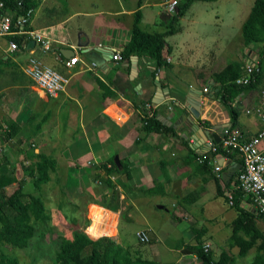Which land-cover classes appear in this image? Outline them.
<instances>
[{
  "label": "crops",
  "instance_id": "obj_1",
  "mask_svg": "<svg viewBox=\"0 0 264 264\" xmlns=\"http://www.w3.org/2000/svg\"><path fill=\"white\" fill-rule=\"evenodd\" d=\"M126 1L130 4L128 7L125 6ZM253 1H248V8H251ZM162 4L163 0H40L24 29L44 34L48 42L47 50H42L38 43L26 35L28 43L20 44L18 51L12 52L8 49V38H0V124L10 127L6 132L0 130V173L12 172L17 179L23 177L27 167L34 161L29 158V149L34 154H53L55 174L49 183L42 186L40 193L43 200L46 193L52 202L48 209L44 204L49 219L58 220L60 216L64 220L58 210L59 202L70 200L73 193H80L85 200L81 207L86 218L90 217L93 222L92 207L102 211L98 222L92 223L97 229L117 222L116 232L110 234L113 229H108L106 233L112 237L118 233L123 213L129 211L130 215L138 214L139 218L145 219L143 210L158 215L161 210L167 211L166 207L169 206L173 209L172 214L179 218V230L187 243L181 239L182 244L162 245L155 235L154 227L145 224V228L150 229V238L153 240L151 246L159 242L157 248L151 250L152 260L157 264H165L158 261L161 251L175 253L182 259L185 255L179 246L193 245L199 233L206 237L211 250L212 230L205 226H217L219 233L228 240L231 228L228 235L224 229L230 227L232 222L223 220V215L231 209L224 198L216 194L213 177L197 169V164L190 161L189 150L184 145L187 142V147L198 154L207 152L212 139L203 143L194 139L193 126L207 130L212 135L216 133L214 126L230 125L227 112L210 89L212 80L202 81L204 72L219 71L213 65L225 51H222L225 47L220 39L204 36L196 28H181L165 39L168 54L164 58L168 68L157 69L155 61L144 56H133L121 61L111 59L115 52H121L129 37L133 14L137 10L141 13L148 7L158 8L160 15L159 11L155 14L160 18ZM87 5L92 6L90 12L86 11ZM150 14L153 15L152 10ZM102 15L109 18L103 19ZM121 15L127 18L122 24L114 20V17ZM194 16L190 14L192 25L196 23ZM147 20L148 15L141 13L139 26L147 24ZM147 30L148 33L162 32V28ZM83 35L89 40V46L99 47L106 53L103 57L105 63L101 67L95 66L76 47ZM32 41L34 43L30 44ZM63 49L74 50L73 56L78 57V62L71 68L60 66L61 60L73 57L66 51H63L66 55L63 56L59 51ZM244 49L240 61L248 62V57L257 59L254 49ZM31 56L69 79L64 92L49 99H42L36 94L32 81L23 72ZM145 71L149 75L143 74ZM98 82L104 84L110 95L102 97ZM259 86L264 87V80ZM204 88H207V92H203ZM254 95L241 93L235 102L238 108L235 126L244 138L255 135L260 127L254 115L245 114L254 103ZM187 96L199 100L197 118L184 107ZM142 102L156 106V118L173 134L153 132L145 135L141 131L140 117L144 113ZM184 112H187L186 117ZM190 121L193 126L188 123ZM199 121L208 122L209 127L201 126ZM7 132L10 134L8 139ZM111 159H116L118 170H123L119 175H113L112 181L117 184L118 179L124 180L128 173L132 182L130 191L125 193L117 185V212L108 211L94 203L100 202L108 191L99 181H93L94 176L104 174L102 168H95L107 164ZM216 162L221 165L220 174L223 178L225 176L226 181L241 169L237 157L234 160L217 159ZM229 170L233 172L227 178ZM217 185L224 191V184L219 181ZM28 186L29 181L24 187L25 192L33 193L32 186ZM208 190L210 196L207 195ZM53 208L58 212L56 215ZM77 212L81 214L78 207ZM257 225L264 228L261 221ZM94 236L96 239L100 234ZM230 250L228 253L231 256L237 253L233 254Z\"/></svg>",
  "mask_w": 264,
  "mask_h": 264
},
{
  "label": "trees",
  "instance_id": "obj_2",
  "mask_svg": "<svg viewBox=\"0 0 264 264\" xmlns=\"http://www.w3.org/2000/svg\"><path fill=\"white\" fill-rule=\"evenodd\" d=\"M1 1L12 10L13 24L16 17L21 15L24 10L29 8L34 10L40 3V0ZM19 1L23 5V10L17 7ZM215 1L217 0H180L173 15L161 14L159 25L162 32L158 33H148L141 30L139 26L141 13L137 10L133 14L134 19L129 37L120 52L122 59L128 60L133 56H144L154 60L157 69L168 68L169 66L164 58L168 54L165 39L180 31L179 21L194 2ZM240 33L244 48L254 49L257 59L251 62V58L248 57V62H229L219 71L204 72V78L202 79L204 83L208 79L212 80L213 85L210 89L222 108L227 112L231 127H236L238 108L235 102L238 95L241 93H254L256 100L264 91V87L259 86L264 80V0L253 1L247 17L241 24ZM11 39L18 45L28 43V39L24 35L13 36ZM247 66L252 67L248 78L249 82L247 84H237L236 81L245 75ZM98 86L103 98L110 95L111 92L107 90L103 83L98 82ZM205 89L207 90V88ZM146 104H150V102H142L143 109ZM199 123L203 127H209L208 122L199 121ZM140 124L141 131L145 135L153 132L173 134L170 128L163 126L158 121L156 113L152 118L146 120L140 117ZM9 129L10 127H7V131ZM9 137L10 134L7 132L6 139ZM186 143L184 145L189 150L190 161L197 164V169L213 177L216 183V194L223 197L227 204L229 201L231 202L228 205L234 211L235 216L230 224L231 234L227 240V247L228 249L236 248L237 253L231 256L228 250L222 249L218 258L214 259L210 246L205 250L204 240L202 239L203 234L201 233L195 236L193 245L179 246V248L182 247V253L193 255L200 264H238V259H242L253 250V258L248 264H264V228L261 229L257 225L258 221H261L264 225V214L248 208L246 206L247 200L240 190L231 188L238 171L226 181L221 174L219 178L216 177L213 172V165H210L211 159L217 155L234 160L237 157L235 152H227L221 149L220 143H214L216 146L215 153L207 150V152L198 154L187 147ZM28 154L29 158L34 159V161L27 167L23 177L17 179L12 172L9 174L0 173V264H20L11 252L27 248L39 229L43 228L49 221V215L46 213L40 193L42 186L52 180V175L55 174L56 162L53 154H34L32 149H29ZM203 155L206 156V159L201 163L197 162V159ZM107 164L109 167H107ZM107 164H101L95 168L96 170L102 168L104 174L94 176L93 181H99L108 191L102 196L100 202L94 203L108 211L117 212L119 210L117 185L120 186L123 193L129 192L132 186L131 177L126 173L125 179H118L116 184L112 181L114 179L112 176L119 175L123 170H118L117 163L113 159L108 161ZM28 181L32 186L33 193H27L24 190ZM219 181L225 185L224 191H221L217 185ZM10 186H12L11 191L7 193L6 188ZM225 191L230 195V199L227 194H224ZM151 193L150 191L149 194ZM77 204L78 201L67 203L65 200H61L58 204V210L64 220H67L68 224L71 225L72 233L71 238L58 235L52 264H157L151 259L143 258L139 251L132 250L131 246H125L117 242L112 236L89 238L84 233L89 220L84 219L81 221L80 214L76 210ZM149 244H153L151 238ZM6 248L10 251H6Z\"/></svg>",
  "mask_w": 264,
  "mask_h": 264
},
{
  "label": "rangeland",
  "instance_id": "obj_3",
  "mask_svg": "<svg viewBox=\"0 0 264 264\" xmlns=\"http://www.w3.org/2000/svg\"><path fill=\"white\" fill-rule=\"evenodd\" d=\"M248 1L249 0H217L215 2H208L207 4H204L202 2H194L190 6L185 16L180 19L179 25L181 28H196V30L204 36H207L209 38L218 37L220 39L221 44H223L225 47L222 51H225L223 55L221 54L217 58L216 63L213 65L214 69L220 70L224 68V66L229 62H237L241 60L240 55L245 49L243 47L240 29L242 19H244V17H247L246 15L247 13H249L248 10L250 8H248L247 6L249 3ZM129 5V2L126 1L125 6L128 7ZM91 7L90 5H87L86 11L90 12ZM151 10L153 11V15L150 14ZM157 12L160 15V10L158 8L148 7L147 9L141 10V13H143L145 16L148 15V20L147 24H142L140 28H146L144 29V31L146 32H149V30L147 29L153 30V28H159L161 30V27L159 25L160 18H158V15L156 16L155 14ZM192 13L195 15L194 17L196 20V23L194 25H192L190 21V14ZM133 17L134 15L131 17V24H133ZM101 18L107 19L109 17L102 15ZM114 20H116L117 23L122 24L127 20V18L121 15L118 17H114ZM210 32L211 34H208ZM211 45L212 44H210L209 46ZM29 187L30 186H28V188ZM10 191L11 189H9L7 193H10ZM207 195H211L209 190ZM44 200L43 202L45 204V207L46 209H48L52 205V202L48 200V196L46 193H44ZM75 201H78V210L81 213L79 218H81V221L84 219H88L90 224V217L86 218V215L83 214L84 209L81 207V203L83 204V202L85 201L82 198V194L73 193L70 195V200L66 199L67 203H75ZM142 207H145V204H142ZM166 209L167 211H159L158 215L150 212L147 213V210H143L145 219L139 218L138 214L130 215L129 211L127 213H123V215L121 216L120 224L118 226V233L116 237H114V239L125 246H131L132 250H138L143 258L151 260L153 259L151 250L157 248L159 242L157 241L155 243V246H151L149 243L141 244L138 243L135 237V233L137 231L146 229L145 224H149L151 227H154L155 235L162 245H172L175 243L181 244L182 242H180V240L183 239V237L181 236V231L179 230V218L176 217L175 214H172V208L167 206ZM53 213L56 215L58 212L53 208ZM234 216V211L228 210L223 215V217L225 218L223 220L231 222ZM183 223L185 224V221H182V224ZM198 226L199 225H197V227ZM202 226L204 227V225ZM92 227L93 230L91 233L93 235L102 232V229H97L96 225H92ZM205 228L212 230V234L210 237L212 241L211 252L213 258L217 259L222 249L229 250L227 247V237L219 233V231L217 230V226L211 227L207 224ZM229 230L230 227H226L224 229V233L228 235ZM115 232L116 231L113 229L110 234H114ZM183 232L187 231L183 230ZM71 233L72 227L70 224H68L67 220L65 222L60 216L58 220H55L54 218L49 219V221L43 226V228H40L36 235L31 239L30 244L27 248L23 250H14L11 253L18 259L20 264H52L54 252L56 249L55 243L58 235L71 238ZM205 238L206 237H202V239H204L203 244H206L207 242ZM189 240H191V236L189 237ZM183 241L187 243V241H185V238L183 239ZM193 243H195L194 240ZM5 250L10 251V249L8 248H6ZM230 251L235 254L237 250L232 249ZM160 255L161 256L160 258H158V261L165 264H200L197 261L196 257L192 255H185L182 259H179L180 256L175 253H166L161 251ZM253 255L254 253L252 250L242 259L237 260L238 264L239 262L241 264H248L252 260Z\"/></svg>",
  "mask_w": 264,
  "mask_h": 264
},
{
  "label": "built area",
  "instance_id": "obj_4",
  "mask_svg": "<svg viewBox=\"0 0 264 264\" xmlns=\"http://www.w3.org/2000/svg\"><path fill=\"white\" fill-rule=\"evenodd\" d=\"M178 4V0H163V10L171 16L175 12V8ZM18 9L23 10V5L19 1L17 2ZM33 13V9H26L21 15L16 17L13 24L12 10L4 5L0 0V38H8V49L12 52H17L19 45L14 42L11 37L16 35L30 36L36 43L39 44L42 50L48 49V42L45 40L44 34L26 31L24 28L29 23L30 17ZM111 59L113 61H121L122 57L120 52H115ZM78 62V57L73 56L66 60L60 61V66L63 68H71ZM252 67L247 66L245 75L236 81L237 84H247ZM24 74L32 81V86L36 94L42 99H49L57 97L60 93L64 92L69 79L60 75L54 69L43 65L37 58L31 56L27 60L23 68ZM203 92H207L204 88ZM156 106L146 104L142 118L144 120L152 118L155 114L154 109ZM170 108V107H169ZM247 115H254L259 121V129L257 133L250 138H244L237 127H231L230 125L224 130L223 137L221 139V149L230 152H235L237 158L240 160L241 169L238 171L234 181L232 182V188L240 190L247 200L246 205L260 214H264V91L254 101L252 106L245 111ZM0 130L2 132L7 131L5 125L0 124ZM208 151L215 153V144L208 143ZM206 159V156H202L197 159V162L201 163ZM217 158L211 159L210 164L213 165V172L216 177H220L221 165L217 164ZM228 195V194H227ZM230 199V195H228ZM228 204H231L229 201ZM92 220L91 223L84 229V233L91 239L95 236L92 232ZM117 226V222L106 225L102 228L100 236H110L105 234L106 229H114ZM99 236V237H100ZM135 237L138 243L147 244L150 241V229L139 230L135 233ZM209 244H204L205 250L208 249Z\"/></svg>",
  "mask_w": 264,
  "mask_h": 264
},
{
  "label": "water",
  "instance_id": "obj_5",
  "mask_svg": "<svg viewBox=\"0 0 264 264\" xmlns=\"http://www.w3.org/2000/svg\"><path fill=\"white\" fill-rule=\"evenodd\" d=\"M34 42L32 41L30 44H33ZM76 47L79 49V52L81 54L85 55V58H87L89 61H91L95 66L97 67H101L104 63H105V59L103 58L105 56V52L101 50V48L99 47H95V46H89V40L83 35L82 39H79L76 43ZM60 52H62L63 56H66L63 51L69 52L71 56H73L75 54L74 50L71 49H63V50H59ZM251 58V62L254 61L255 58L250 57ZM132 60V59H131ZM134 63V62H132ZM146 76L149 75V73H147L146 71L143 73ZM158 89L161 91V88L159 86L158 83H156ZM217 91V90H216ZM215 91V92H216ZM154 103H161V101H154ZM184 107L187 109V111H189L193 117L197 118L199 116V100L194 99L193 97L187 96L186 98V103L184 105ZM185 117L187 116V112H184L183 114ZM189 117V116H188ZM190 124V126H193V122L190 121L188 122ZM228 127V124L223 125L222 127L220 126H214V130L216 131V133L214 134H210L209 131H203L200 128H198L196 125L193 126L192 130L194 132V139H196L197 141H201L202 143L207 140V139H212L211 143H215L218 144L221 140V138L223 137V132L224 130ZM193 139V140H194ZM217 159H219L220 161H223V158L220 155L216 156ZM116 161V159H115ZM117 162V161H116ZM233 171L229 170L228 173L226 174V177L229 178L231 176ZM225 178V176H224Z\"/></svg>",
  "mask_w": 264,
  "mask_h": 264
},
{
  "label": "bare ground",
  "instance_id": "obj_6",
  "mask_svg": "<svg viewBox=\"0 0 264 264\" xmlns=\"http://www.w3.org/2000/svg\"><path fill=\"white\" fill-rule=\"evenodd\" d=\"M101 215H102V211L99 209V208H97V207H92L91 208V218H93V222L92 223H94V224H96L97 222H98V218H100L101 217ZM95 219V220H94ZM102 219V218H101ZM106 220V219H105ZM106 225V224H105ZM91 230H93V227H92V229ZM104 233L106 234V233H108V229H106V231H104ZM98 234H100V233H96V235H98Z\"/></svg>",
  "mask_w": 264,
  "mask_h": 264
},
{
  "label": "clouds",
  "instance_id": "obj_7",
  "mask_svg": "<svg viewBox=\"0 0 264 264\" xmlns=\"http://www.w3.org/2000/svg\"><path fill=\"white\" fill-rule=\"evenodd\" d=\"M178 2H179V0H178ZM163 12H164V10H163ZM165 13V12H164ZM166 14V13H165ZM222 157V156H221ZM231 188H232V184H231ZM247 206V205H246ZM248 207V206H247ZM248 208H250V207H248ZM254 210V209H253Z\"/></svg>",
  "mask_w": 264,
  "mask_h": 264
}]
</instances>
